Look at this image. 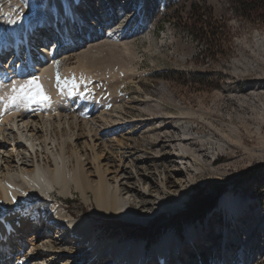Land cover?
Masks as SVG:
<instances>
[{
  "label": "rangeland",
  "instance_id": "rangeland-1",
  "mask_svg": "<svg viewBox=\"0 0 264 264\" xmlns=\"http://www.w3.org/2000/svg\"><path fill=\"white\" fill-rule=\"evenodd\" d=\"M232 1H121L123 9L117 10V22L141 30L118 42L109 37L98 40L93 49H71L65 59L59 58L54 65V78H61L65 68L79 67L82 54L97 56L94 68L92 61L86 60V85L102 90L109 102L107 111L120 117V126L104 138L123 141L121 147L111 143L107 156L111 161L121 159L127 163L126 172L135 188L140 183L151 194L160 196L159 182L172 186L164 194L166 200L187 186L188 179H193L191 194L182 208L161 213L147 225H137L94 217L93 203L86 204L77 191L65 199L51 191L48 196L27 200L31 209L22 203L16 211H31V217L50 215L62 203L72 217L82 214L90 219L98 242H145L144 256L168 232H174L180 241L189 229L213 238L216 245H209L200 237L189 239L192 244L196 238L200 250L185 247L180 264H224L219 254L223 253L222 247L218 251L220 233H242L243 246L248 248L245 264H264V25L258 18H240ZM29 6L27 0H0V34L8 24L18 21ZM34 15H28V24ZM34 78L44 95L52 96L53 76L51 81L44 76ZM3 90L7 95L8 89ZM17 107L22 110L20 105ZM211 184H222L226 187L224 193L249 199L240 218L218 210L217 203L200 220L186 212L196 194ZM142 199L146 210L158 209L156 201ZM7 214V209H3L0 219ZM30 237L15 241L20 252L11 243L1 264H9L10 259L11 264L91 262L84 249L74 250L69 242L44 249L40 239L29 246L26 241ZM235 247L229 250L233 251L232 264H241L239 245ZM55 252L56 259L48 257ZM73 253L75 258L66 262V257ZM51 258L52 262H47ZM146 258L145 264H158V257ZM103 262L98 264H108ZM168 264H178V260Z\"/></svg>",
  "mask_w": 264,
  "mask_h": 264
},
{
  "label": "bare ground",
  "instance_id": "bare-ground-1",
  "mask_svg": "<svg viewBox=\"0 0 264 264\" xmlns=\"http://www.w3.org/2000/svg\"><path fill=\"white\" fill-rule=\"evenodd\" d=\"M121 1L27 0L30 6L25 7L26 13L15 23L8 24L0 34V213L3 209L9 212L0 219V264L6 258L11 243L19 241V238L25 240L28 236H31L26 241L29 246H34L40 239L44 249L69 242L70 248L87 252L91 261L89 264L100 261L109 264H145L146 256L152 259L158 257V264H168L176 259L180 264L185 247L189 249L193 246L200 250L196 245L198 240L195 238L191 244L189 239L200 237L201 241L216 245L207 233L189 229L186 239L180 241L174 232H168L144 256L145 242H98L92 233L90 219L82 214L77 218L72 217L62 203L50 215L31 217V211H27L28 214L16 211L22 203L31 209L27 200L48 196L51 191L64 199L72 191H77L86 204L93 203L91 214L94 217L147 225L161 213H174L182 208L191 194L193 179H188L189 184L182 186L168 200L164 194L172 186L167 187L165 181L158 184L162 192L160 196L158 193L157 196L151 194L140 183L135 188L126 172L127 163L121 159L111 161L107 156L111 143L121 147L123 141L109 139L110 136L104 138L107 132H113L116 126H120V117L107 111L109 102L102 90L86 85L89 75L86 60L90 59V66L94 68L97 56L89 52L82 54L78 58L79 67L65 68L61 78H54L56 60L61 57L65 59L71 49H93L96 46L93 44L98 40L109 37L118 42L120 38L126 40L136 30H141L140 27L133 30L131 26L127 27V23L121 25L117 22ZM126 1L135 4L139 0ZM89 3L95 4L92 7L95 8L94 12ZM30 13L35 15L28 24ZM141 13L139 11L138 16ZM46 24L51 25L52 29L47 31L45 37L42 29ZM3 52L6 56H2ZM43 76L49 77V81L52 76L55 79L50 97L44 95L34 78ZM4 87L8 89L7 95ZM51 100L57 103H51ZM19 105L22 110L17 109ZM194 170L197 171L196 168ZM142 198L156 201L152 204L158 209L146 210L141 203ZM219 198L216 208L237 219L250 203L248 198L231 192H225ZM234 224L237 226V221ZM45 231L52 232V236L46 233L41 237ZM220 234L218 251L222 247L223 253L219 254L224 258V264L233 263V251L229 250L235 245H239L238 260L245 264V250L248 248L243 246L245 240L242 233ZM215 245L212 247L215 248ZM13 246L21 251L17 243ZM35 248L39 249L38 246ZM53 254L48 257L54 258L57 252ZM52 258L47 262L51 263ZM66 258V262L73 260L74 253ZM11 262L12 259L9 264Z\"/></svg>",
  "mask_w": 264,
  "mask_h": 264
},
{
  "label": "trees",
  "instance_id": "trees-1",
  "mask_svg": "<svg viewBox=\"0 0 264 264\" xmlns=\"http://www.w3.org/2000/svg\"><path fill=\"white\" fill-rule=\"evenodd\" d=\"M232 3L240 18L246 20L258 18L264 25V0H233ZM225 190L226 187L222 184L208 185L196 194L192 204L186 208V212L191 213L193 217L199 220L202 219L204 215L215 208L218 197Z\"/></svg>",
  "mask_w": 264,
  "mask_h": 264
}]
</instances>
